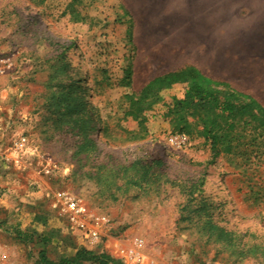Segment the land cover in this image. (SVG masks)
Segmentation results:
<instances>
[{
  "label": "rangeland",
  "instance_id": "obj_1",
  "mask_svg": "<svg viewBox=\"0 0 264 264\" xmlns=\"http://www.w3.org/2000/svg\"><path fill=\"white\" fill-rule=\"evenodd\" d=\"M240 10L238 36L229 39L237 52L221 82L264 106V0H244ZM135 23L123 0H0V49L16 65L0 79V151L9 147L36 183L23 188L25 199L8 197L16 210L0 221L6 264H43L42 251L60 263L79 249L107 253L111 264H264V156L221 154L211 163L203 124L190 116L186 135L170 120L184 84L152 98L141 127L127 116L131 96L182 64L173 54L139 53ZM142 24L148 34L159 22L143 16ZM83 123L98 131L83 132ZM19 139L25 147L16 155ZM59 190L108 217L100 244L59 216ZM140 240L144 257L130 263L125 253Z\"/></svg>",
  "mask_w": 264,
  "mask_h": 264
},
{
  "label": "crops",
  "instance_id": "obj_2",
  "mask_svg": "<svg viewBox=\"0 0 264 264\" xmlns=\"http://www.w3.org/2000/svg\"><path fill=\"white\" fill-rule=\"evenodd\" d=\"M123 1L136 22L132 41L140 48L139 53L176 55V60L182 64L171 71L193 65L213 80L222 81L227 77L228 55L237 52L235 49L230 50V46L234 45H230L229 39L238 36L236 32L244 0ZM143 16H148L149 21L159 22L155 27H148V34H144L146 27L142 24ZM152 30L157 33L153 34ZM201 55H211L209 65L200 62ZM8 150L9 147L0 151V165L11 164L17 173L0 168V221L9 220L15 214L16 209L10 208L12 201L8 197L25 199L23 188L28 184H36L23 177L25 171L17 165ZM26 192L27 197L33 198L40 193Z\"/></svg>",
  "mask_w": 264,
  "mask_h": 264
},
{
  "label": "trees",
  "instance_id": "obj_3",
  "mask_svg": "<svg viewBox=\"0 0 264 264\" xmlns=\"http://www.w3.org/2000/svg\"><path fill=\"white\" fill-rule=\"evenodd\" d=\"M132 41V38H131ZM132 73L131 68L128 70ZM175 84L186 86L182 99H174L169 116L179 132L191 135L189 131L190 116L203 124L199 135L210 144L211 163L216 162L221 154L232 156H264V131L257 132L258 128L264 129V106L254 97L244 94L226 82L216 81L204 75L193 65H187L179 70L166 72L151 79L141 90L138 96H131L133 110L127 116L138 121L141 127L148 119L144 114L156 102L152 100L163 89H168ZM67 105L65 107H68ZM248 126H253L251 132L246 131ZM242 127V129H238ZM82 124V131L96 130ZM144 182L147 181L143 179ZM177 184V183H175ZM195 185H192V187ZM191 188V187H190ZM21 238L30 239L18 231ZM43 264H79L90 260L96 264H111L114 259L107 253L94 254L86 249H79L72 258H65L60 263L48 261L41 252Z\"/></svg>",
  "mask_w": 264,
  "mask_h": 264
},
{
  "label": "built area",
  "instance_id": "obj_4",
  "mask_svg": "<svg viewBox=\"0 0 264 264\" xmlns=\"http://www.w3.org/2000/svg\"><path fill=\"white\" fill-rule=\"evenodd\" d=\"M16 71L13 55L0 49V79L10 76ZM172 141L178 138L172 137ZM25 147L23 139L15 141L12 149L19 155ZM58 214L64 218L70 228L81 234L90 245H98L102 242L104 231L109 224L106 215L92 213L86 203L66 190H59L54 193ZM126 260L130 263L141 261L144 257L143 241H137L125 253ZM8 256L0 253V264L7 263Z\"/></svg>",
  "mask_w": 264,
  "mask_h": 264
},
{
  "label": "bare ground",
  "instance_id": "obj_5",
  "mask_svg": "<svg viewBox=\"0 0 264 264\" xmlns=\"http://www.w3.org/2000/svg\"><path fill=\"white\" fill-rule=\"evenodd\" d=\"M227 209H228V210H230V209H231V208H230V205H228Z\"/></svg>",
  "mask_w": 264,
  "mask_h": 264
}]
</instances>
